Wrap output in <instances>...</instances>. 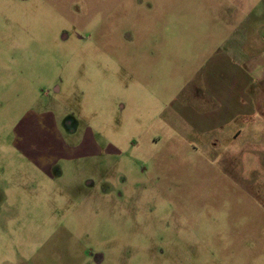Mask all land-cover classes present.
<instances>
[{
    "label": "rangeland",
    "instance_id": "374dc122",
    "mask_svg": "<svg viewBox=\"0 0 264 264\" xmlns=\"http://www.w3.org/2000/svg\"><path fill=\"white\" fill-rule=\"evenodd\" d=\"M217 49L264 96V0H0V264H264V98L205 136L178 122V99L210 107ZM49 107L102 156L46 174L15 150Z\"/></svg>",
    "mask_w": 264,
    "mask_h": 264
},
{
    "label": "crops",
    "instance_id": "0c3cea01",
    "mask_svg": "<svg viewBox=\"0 0 264 264\" xmlns=\"http://www.w3.org/2000/svg\"><path fill=\"white\" fill-rule=\"evenodd\" d=\"M222 50L217 49L213 56L207 57L200 69V96L207 98L206 103L210 107L201 109L191 102L189 106H186L189 102L179 106L178 99V122H187L189 127H182H187L194 135L211 134L235 124L238 126L240 121L244 124L246 114L254 113L256 105L262 103L264 98L256 88L257 82H260L256 73L245 67L254 58L238 62ZM214 77L218 81L213 84L211 91L212 85L208 87L207 83L210 84ZM50 108L28 111L18 120L14 129L17 142L14 143L15 150L46 174L57 169L60 163L69 164L81 158L102 156L103 148L87 128L76 138V142L69 141V137L73 138L76 134L79 122L72 120L69 111V114L64 111L57 113ZM230 135L236 139L241 132H230ZM108 148L114 150L111 146Z\"/></svg>",
    "mask_w": 264,
    "mask_h": 264
}]
</instances>
